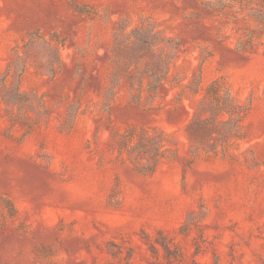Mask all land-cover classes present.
<instances>
[{
    "label": "rangeland",
    "instance_id": "1",
    "mask_svg": "<svg viewBox=\"0 0 264 264\" xmlns=\"http://www.w3.org/2000/svg\"><path fill=\"white\" fill-rule=\"evenodd\" d=\"M204 2L0 0V78L33 32L64 62L22 79L50 108L34 128L0 95V264H264V24L245 0ZM149 22L181 40L170 82L141 103L123 83L108 104L115 33ZM215 80L246 110L218 154L186 132ZM144 128L178 140L153 172L117 141Z\"/></svg>",
    "mask_w": 264,
    "mask_h": 264
},
{
    "label": "trees",
    "instance_id": "2",
    "mask_svg": "<svg viewBox=\"0 0 264 264\" xmlns=\"http://www.w3.org/2000/svg\"><path fill=\"white\" fill-rule=\"evenodd\" d=\"M206 5L220 6L222 0H204ZM251 7L250 15L254 21L264 24V0H245ZM125 26H120L115 33L112 49L114 70L111 75L112 86L105 90L104 95L109 104L117 94V87L128 84L131 99L141 103L144 92L155 98L161 89H166L172 65L176 62L181 40L167 35L155 22L143 23L125 34ZM52 40L37 32L29 34L23 46L15 49L13 59L0 78V95L7 106V112L13 123L28 121L31 128L41 120L48 119L50 108L42 95L35 91H24L22 79L29 66H34L42 74L56 76L62 70L64 62L60 48ZM23 48V54L20 49ZM200 82L193 90L199 91ZM79 104L69 108L71 124ZM246 110L229 90H222L219 81L211 82L205 89L194 116L186 125V132L194 150L208 153H227L232 137H239ZM22 123V122H21ZM142 129L137 134L134 144H129L130 137L122 136L117 141L121 151L128 149V155L134 166L142 172H153L163 158L176 153L171 145L177 139L171 133L160 128ZM241 137V136H240Z\"/></svg>",
    "mask_w": 264,
    "mask_h": 264
}]
</instances>
